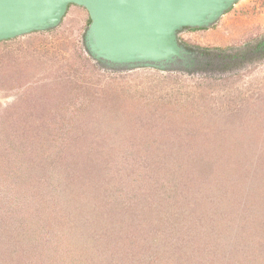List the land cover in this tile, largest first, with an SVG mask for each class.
Returning <instances> with one entry per match:
<instances>
[{
    "label": "rangeland",
    "instance_id": "rangeland-1",
    "mask_svg": "<svg viewBox=\"0 0 264 264\" xmlns=\"http://www.w3.org/2000/svg\"><path fill=\"white\" fill-rule=\"evenodd\" d=\"M89 23L0 41V264H264V0L182 30L192 70L110 69Z\"/></svg>",
    "mask_w": 264,
    "mask_h": 264
},
{
    "label": "water",
    "instance_id": "water-1",
    "mask_svg": "<svg viewBox=\"0 0 264 264\" xmlns=\"http://www.w3.org/2000/svg\"><path fill=\"white\" fill-rule=\"evenodd\" d=\"M241 0H0V41L58 27L71 5L85 8L89 55L110 69L192 70L187 28L216 24Z\"/></svg>",
    "mask_w": 264,
    "mask_h": 264
},
{
    "label": "trees",
    "instance_id": "trees-1",
    "mask_svg": "<svg viewBox=\"0 0 264 264\" xmlns=\"http://www.w3.org/2000/svg\"><path fill=\"white\" fill-rule=\"evenodd\" d=\"M263 42H261L260 44H258L257 45V48L259 49L260 47H262L263 46V44H262ZM262 50H264V46H263V48H262Z\"/></svg>",
    "mask_w": 264,
    "mask_h": 264
},
{
    "label": "crops",
    "instance_id": "crops-1",
    "mask_svg": "<svg viewBox=\"0 0 264 264\" xmlns=\"http://www.w3.org/2000/svg\"><path fill=\"white\" fill-rule=\"evenodd\" d=\"M70 7H72V5H71ZM70 7H69V10H70ZM69 10H68V11H69Z\"/></svg>",
    "mask_w": 264,
    "mask_h": 264
}]
</instances>
